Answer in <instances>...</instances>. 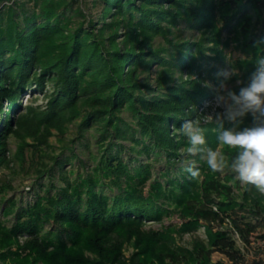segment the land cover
Returning a JSON list of instances; mask_svg holds the SVG:
<instances>
[{
	"label": "trees",
	"instance_id": "1",
	"mask_svg": "<svg viewBox=\"0 0 264 264\" xmlns=\"http://www.w3.org/2000/svg\"><path fill=\"white\" fill-rule=\"evenodd\" d=\"M99 1L100 19L87 20L77 0H0V161L6 138L27 122L39 143H47L53 130L64 135L71 123L80 135L97 131L94 164L74 179L62 174L55 194L49 188L19 209L4 240L18 243L17 249L1 252L0 260L211 264L217 250L227 264H246L245 251L264 228V194L242 186L235 173H214L199 155H189L188 139L178 129L184 120L200 119L207 146L215 149L218 126L200 118L201 103L214 97L205 82L218 85L217 73L227 65L239 69L243 84L236 92L249 82L255 58L264 55V43H255L264 38V0ZM182 27L199 38L182 39ZM230 43L243 57L228 60L219 47ZM34 86L48 88L45 106L29 105L14 120L16 98ZM251 120L246 114L239 127ZM223 152L230 158L236 150L225 146ZM153 159L164 161L163 181L152 179ZM67 160L57 157L56 165L61 169ZM190 160L200 169L197 179L185 171ZM173 213L180 226L145 228L147 221L162 223ZM200 227L206 246L175 242L174 233ZM128 244L134 251L126 259Z\"/></svg>",
	"mask_w": 264,
	"mask_h": 264
},
{
	"label": "rangeland",
	"instance_id": "2",
	"mask_svg": "<svg viewBox=\"0 0 264 264\" xmlns=\"http://www.w3.org/2000/svg\"><path fill=\"white\" fill-rule=\"evenodd\" d=\"M75 6H78L83 14L86 15L87 20H99L101 13V4L99 0H77ZM181 38L184 40H197L199 33L196 30L186 29L182 27L179 31ZM225 37L223 36V39ZM233 43L224 47L220 45V49L228 57L229 61H235L239 57H243V54L233 48ZM210 53V51H207ZM233 66H231L232 68ZM236 67V66H235ZM225 69H230L227 65ZM239 71V69L236 67ZM240 74V72H239ZM145 75H142L144 77ZM154 73L151 75V79L148 80L153 83ZM240 79L235 78L228 81V86L236 91V87L239 85L237 81ZM213 85V82L206 80ZM216 86V85H214ZM238 93V92H237ZM47 94H49L48 88L42 91L36 89V87L27 88L22 92L19 98H16V104L19 107L13 114V119L22 112H25V108L29 105L35 108L45 106L47 102ZM211 99H205L199 108L200 118L204 121L205 115L212 112L211 108H205L206 102L212 101ZM5 107L8 105V101L4 100ZM216 111L223 112V108H217ZM251 114V113H250ZM252 115V114H251ZM246 116V115H245ZM245 116L240 118L244 120ZM253 117V116H252ZM128 119V118H127ZM227 120L226 118H224ZM228 127L233 126V123L228 121ZM77 123H71L68 126V130L64 135H57L53 130V135L49 136L47 143H39V140L34 139V135L29 133L31 129V123L27 122L18 131L11 133L5 140L6 146L3 153L4 159L0 161V253L7 251V249L16 250L18 243L6 244L4 242L6 238V231L12 227L15 221L16 213L21 207H25L28 204H32L36 196L44 195L50 188L51 193L55 194L60 185L64 184L62 174L70 179H74L77 174L86 173L87 169L94 164L92 154L97 152V144L95 143L94 132L97 133L95 128H90L84 131L82 135L78 131ZM247 127L253 126V120L247 121ZM239 129H242L239 127ZM128 145L129 143L126 142ZM220 148L223 151V145H216V148ZM123 156H127V152L123 153ZM139 161H146L145 155H138ZM68 159L65 161L63 168L59 169L56 165V158ZM154 158V155L151 154ZM138 162V161H137ZM191 162V160L189 161ZM152 179H164L159 175L160 170L164 168V161L153 159L151 161ZM199 164V163H198ZM64 169V170H63ZM53 185L54 187H52ZM148 185L145 187L147 193ZM8 206L10 208L9 213H4V210ZM181 218L173 213L170 216L163 218V222L147 221L146 229H160L162 225H181ZM264 234V228H259L252 238L250 248L246 250V264L254 258H261L264 260V240L260 237ZM175 242L179 245L193 248L196 245H207V235L203 227L198 228L195 231H185L182 233H174ZM256 240V241H254ZM24 238H19V244H22ZM134 251L131 245H125L123 254L126 259L130 258V255ZM258 252V256L255 257V253ZM0 264H10V261L3 263L0 260ZM211 264H227L226 256L220 251H214L211 254Z\"/></svg>",
	"mask_w": 264,
	"mask_h": 264
},
{
	"label": "clouds",
	"instance_id": "3",
	"mask_svg": "<svg viewBox=\"0 0 264 264\" xmlns=\"http://www.w3.org/2000/svg\"><path fill=\"white\" fill-rule=\"evenodd\" d=\"M256 46L264 43V38L255 42ZM255 70L249 76V82L240 87L239 92L228 86V81L234 76H239L236 67L223 69L217 73L218 85L213 86L205 82L207 87L214 89V99L206 102L204 107L211 108L212 112L205 115L203 123L216 124L218 145L235 149L230 158L220 150L207 146L205 129L201 126L200 119L184 120L178 131L187 137L189 155H199L207 167L214 173L224 174L229 170L236 175L242 186H253L260 194H264V55L255 58ZM243 84L242 81H237ZM223 108V112L216 111ZM251 113L253 126L239 129L240 118ZM223 118L233 123L230 128L223 126ZM190 178L200 177V169L195 161L185 169Z\"/></svg>",
	"mask_w": 264,
	"mask_h": 264
}]
</instances>
